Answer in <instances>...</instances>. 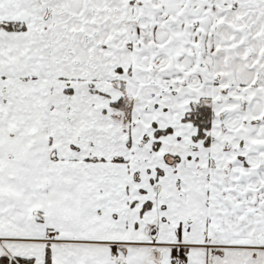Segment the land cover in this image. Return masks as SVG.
Returning a JSON list of instances; mask_svg holds the SVG:
<instances>
[{
	"label": "snow or ice",
	"instance_id": "1",
	"mask_svg": "<svg viewBox=\"0 0 264 264\" xmlns=\"http://www.w3.org/2000/svg\"><path fill=\"white\" fill-rule=\"evenodd\" d=\"M0 264H264V0H0Z\"/></svg>",
	"mask_w": 264,
	"mask_h": 264
}]
</instances>
